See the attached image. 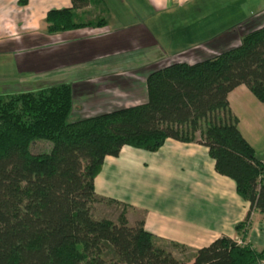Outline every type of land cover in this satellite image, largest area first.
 Here are the masks:
<instances>
[{
  "label": "trees",
  "instance_id": "16d2710c",
  "mask_svg": "<svg viewBox=\"0 0 264 264\" xmlns=\"http://www.w3.org/2000/svg\"><path fill=\"white\" fill-rule=\"evenodd\" d=\"M71 3L47 12V35L105 26L103 16L85 21L79 12L89 5L104 12L103 0ZM249 26L239 28L234 48L152 71L147 101L137 106L68 122L69 84L0 95V264L264 263V250L225 237L180 262L156 245L142 221L130 226L124 213L117 222L92 215L100 200L94 179L105 158L117 157L125 146L156 152L167 140L204 146L216 173L234 182L250 206L235 225L238 233L249 230L254 211L264 215V162L240 134L227 100L244 85L264 101V25ZM35 141L51 143L50 151L33 154Z\"/></svg>",
  "mask_w": 264,
  "mask_h": 264
},
{
  "label": "crops",
  "instance_id": "0c3cea01",
  "mask_svg": "<svg viewBox=\"0 0 264 264\" xmlns=\"http://www.w3.org/2000/svg\"><path fill=\"white\" fill-rule=\"evenodd\" d=\"M19 1L0 0V53L11 70L10 79L5 80L4 92L69 84L73 96L72 112H84V118L145 103L146 78L152 71L175 62L193 64L215 56L239 45L242 25L249 24L250 29L264 25V0H232V41H224L230 35L226 30L219 34L220 37L214 35L206 42L204 39L199 42L201 39L196 44H183L188 35L182 33V45L179 43L172 48L171 28L165 27L161 18L181 15L183 19L196 17L199 20L198 13L182 10L195 0H132L140 12L134 17H130L127 10L111 15L110 10L106 14L89 5L79 11L81 19L91 21L103 16L105 26L55 35L45 33L46 14L51 9L71 8V0H26L25 4ZM104 1L107 6L115 0ZM158 15L162 21L159 27ZM176 31L178 33L179 29ZM195 34L199 36L198 28L189 36L191 40L197 39ZM203 48L209 50L205 53L207 56L201 52ZM193 52L195 54L189 57ZM183 56L188 57L182 59ZM28 78L33 79L29 81L31 85L25 80ZM227 100L238 119L240 134L256 152L252 134L241 130L240 111L241 108L248 110V103L254 102L256 109L262 104L244 85L232 90ZM253 143H260L262 147L264 134L254 136ZM148 153L125 146L117 157H106L101 172L94 179L96 197L112 199L113 186L129 190L132 171L135 196L128 203L132 211L125 209L124 214L130 226L142 221L157 246L170 249L173 255L175 247L193 253L225 237L250 244L258 251L264 250V247L257 249L256 242H252L253 237L255 241L262 238L254 216L259 214L263 219L264 215L254 211L250 228L241 238L235 225L244 221L249 203L236 194L232 180L216 173L204 146L167 140L159 150ZM144 174L148 177L142 176ZM99 189L101 193H98ZM104 212L105 209L101 214L110 216V211Z\"/></svg>",
  "mask_w": 264,
  "mask_h": 264
},
{
  "label": "rangeland",
  "instance_id": "374dc122",
  "mask_svg": "<svg viewBox=\"0 0 264 264\" xmlns=\"http://www.w3.org/2000/svg\"><path fill=\"white\" fill-rule=\"evenodd\" d=\"M104 3H106V1H104ZM107 6L104 7V10H105L104 12L106 14L108 10L111 11V15H119L120 13H123L124 11L127 10L130 13L129 15L130 17H134L135 13L140 15L139 10L137 9V7L135 6L132 0L130 1L129 0H115L111 4L109 3V5ZM182 10H189L195 14L198 13L197 17H199L200 19L197 20L196 17H194L193 19H190V18L183 19L181 15H179L176 18L162 16L161 19L165 21V27L169 25V27L171 28V32L173 35L172 48H175L176 45H178L179 43L181 44V42L183 41V39H181L182 33L184 36L188 35L184 39L183 44L187 42H193L192 44H196L197 43L196 41L201 40V39L202 41H199V42H203V39L206 42V40H208L214 35L215 36L218 35V37H220L221 33L226 30H227L226 32L228 33L230 32V35H227L224 41L226 42L232 41V28H230L232 25V0H195L193 2L186 4ZM177 12H181L180 9H177ZM161 19H160V16L158 15L157 27L161 26L162 24V21H160ZM176 28L179 29L178 33L176 31ZM196 28L199 29L200 34L199 36L195 34V37L197 39L193 38L192 40L194 41H192L189 36L196 33ZM165 30L166 32H169L168 29H165ZM166 36H169V34ZM183 47L186 48L187 46L183 45ZM200 50L204 54L205 53L207 54L209 52L207 48H203ZM194 54L195 52L189 53L188 56L191 57ZM206 54L205 56H207ZM188 56H183L182 59H185ZM4 59H5L4 55H1L0 53V95L5 94L4 92L6 88L5 80L7 78L10 79L9 74H11V70L9 69L10 66L6 65ZM162 67H164V65ZM25 80L27 81L28 85L32 84V82H29L33 80L32 78H28ZM9 83L12 84V81L9 80ZM22 90H25V88ZM260 103L262 104V106L258 107L257 109L255 107L256 104L253 102L252 104H249V103L247 104L248 110L241 108V111H240L241 130L243 133L252 134L251 138L253 141H254V136L260 137L262 134H264V122L261 123V121H264V101ZM84 116H86L84 112H80V113L73 112L72 114H70L67 121L74 122L80 118H84ZM254 123H257L259 127H257ZM251 138H249L250 141H251ZM260 140H263V139H260ZM253 141H252V144L256 150L255 153L257 157L262 162H264V143L262 144V147H261L260 143L254 144ZM50 149H51V143L46 142V141H35L30 147V150L33 154L46 153V152H49ZM140 151H142L143 153H146V155L148 153L143 150H140ZM131 172L132 171H130V176L128 175L130 177V186H129L130 189L127 191H124V188L121 186H113L112 187L113 192L111 195L112 199L109 200L108 198H105V199H102L96 202V208L92 209V215L94 216V218H98V217L100 218V217L106 216L108 219L112 220L113 222H117L119 215L126 212L125 209L132 211V208L128 206V203L131 202L135 196V193L132 189L133 184L131 183V180H132ZM142 176L148 177V175H145V174ZM98 193H101L100 189L98 190ZM102 196H105V195H102ZM161 196H165V195H161ZM163 198L164 197H158V199H163ZM103 209H105L106 212L107 210L110 211V213H108L110 214V216L102 215L101 211ZM106 212H104L103 214H105ZM254 221L258 223V226H259L258 229H260L262 233L261 240L255 241V237H253L252 239V242L253 243L256 242L257 244L256 248L259 249V248L264 247V218L262 219L259 214H256V217L254 216ZM244 233H241V235L244 236ZM243 236L241 238H243ZM238 245L243 246L246 244L238 243ZM173 250L175 253L174 257L177 258L180 262H186V261L191 260L190 258H191L192 253L190 250L184 249L182 247H178V248L175 247ZM261 264H264V263H261Z\"/></svg>",
  "mask_w": 264,
  "mask_h": 264
}]
</instances>
